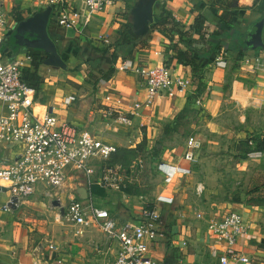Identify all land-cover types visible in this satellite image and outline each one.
Segmentation results:
<instances>
[{"label":"crops","instance_id":"1","mask_svg":"<svg viewBox=\"0 0 264 264\" xmlns=\"http://www.w3.org/2000/svg\"><path fill=\"white\" fill-rule=\"evenodd\" d=\"M63 1L72 8L80 4V0ZM135 1L107 6L93 14L81 30L59 27L51 10L48 28L66 63L62 69L42 62L34 67L25 60L32 50L14 52L6 42L18 23L15 16L25 19L46 7L31 0H3L8 32L0 46L2 60H24L23 77L37 90L35 110L39 114L51 112L117 150L144 135L150 144H158L159 164L190 171L164 182L156 170L163 184L149 199L160 212L157 236L147 253L150 259L159 264H219L227 248L216 242L208 222L235 211L247 235L231 250L248 258L247 264H264V47L245 50L244 44L264 16V0H158L152 24L163 11L169 13L178 29L191 38L190 46L166 30L152 29V24L144 36H136L130 13ZM128 29L135 38L129 34L124 40ZM99 37L107 43L99 42ZM176 43L181 51L194 50V66L177 61L172 49ZM101 51H106L110 64L100 61ZM216 59L224 61V66H216ZM124 64L134 68L165 65L192 84L183 95L161 96L153 106L141 108L130 124L113 122L102 114L107 92L122 98L125 107L142 103L146 96L140 77L120 69ZM103 77L104 86L97 81ZM69 96L74 99L66 104ZM186 121L193 123L187 131L197 130L201 147L207 144L210 149L201 148L194 164L182 157L186 139L194 135L183 138L178 134ZM94 179H100L99 173ZM99 188L104 196L91 194L87 202L107 210L119 224L139 218V196L129 198L116 188ZM79 195L83 199L82 191ZM159 196L172 202L160 203ZM3 199L1 195L0 204ZM118 251L116 240L94 227L66 222L59 207L39 195L16 211H0V264H113Z\"/></svg>","mask_w":264,"mask_h":264},{"label":"built area","instance_id":"2","mask_svg":"<svg viewBox=\"0 0 264 264\" xmlns=\"http://www.w3.org/2000/svg\"><path fill=\"white\" fill-rule=\"evenodd\" d=\"M31 1L35 5L51 7L56 13L59 27L81 30L93 14L124 0H80L75 8L65 6L63 0ZM262 20L264 26V16ZM7 32V17L3 0H0V46ZM99 40L107 43L101 37ZM25 60L31 61L30 55L27 54ZM24 64V60L3 61L0 51V196H4L0 211H16L39 195L51 205L58 202L61 216L66 222L80 227H94L107 238L116 240L119 251L113 264H159L147 256L160 224V212L153 203L139 196L142 202L139 218L119 224L107 210L80 198L79 189H84L87 197H90L94 185L118 189L116 184L121 179L117 168L107 166L117 147L89 131L61 121L51 112H36L37 90L24 79ZM215 64L224 66L225 63L216 59ZM120 69L136 73L146 92L142 103L136 102L129 107H125L122 98L107 92L103 117L121 124H130L141 108L153 106L161 96L171 99L185 94L192 84L189 78L174 75L165 65L134 68L124 64ZM105 81L98 80L102 86ZM73 99L69 96L64 101L68 104ZM201 145L196 136H189L185 142L183 160L191 164L197 162ZM157 170L163 175L164 182H170L178 173H190L188 169L162 163L158 164ZM97 173L100 176L98 181L94 179ZM110 180L114 184H110ZM69 183L75 184L74 188ZM65 195L67 203L63 200ZM157 201L170 204L172 199L159 196ZM207 228L216 242L227 248L219 256V264L249 262L248 258L231 250L238 239L247 235V227L239 213L231 211L222 220H211ZM77 234H82V231L78 230Z\"/></svg>","mask_w":264,"mask_h":264},{"label":"water","instance_id":"3","mask_svg":"<svg viewBox=\"0 0 264 264\" xmlns=\"http://www.w3.org/2000/svg\"><path fill=\"white\" fill-rule=\"evenodd\" d=\"M158 0H136L131 9L132 28L136 36L142 37L148 31L150 24L153 22V8L156 7ZM51 7H46L42 11L36 12L33 15L16 23L12 30V34L6 39L7 45H10L12 51L32 50L43 53L45 56L42 61L43 65L53 68H66V63L59 54L56 44L52 39V34L49 32L51 23ZM263 20L260 19L254 25V31L250 32L244 41L245 50H257L264 47L262 39ZM83 199L87 194L84 189ZM81 191L79 193L81 194ZM53 205L59 207L58 202Z\"/></svg>","mask_w":264,"mask_h":264},{"label":"rangeland","instance_id":"4","mask_svg":"<svg viewBox=\"0 0 264 264\" xmlns=\"http://www.w3.org/2000/svg\"><path fill=\"white\" fill-rule=\"evenodd\" d=\"M189 124L193 125L191 121ZM189 124L186 121L184 126L178 128V134L183 138L191 134H198V131H194V129H192L193 131H187L189 130ZM195 124H197V120H195ZM196 137L199 136L196 135ZM201 144L203 145L202 141ZM201 148L203 150L205 148V152L210 150L207 144ZM202 149H200L199 154L203 151ZM118 151L119 153L107 164L111 168H117V174L121 179V182L116 184L118 185V190L129 198L143 196L151 200L155 190L163 184V180L161 177H158V171H156L159 164L157 159L160 152L158 144H150L148 139L143 135L140 141L126 144V147L123 148L119 147ZM199 154L197 155V159H199ZM111 183L114 184L113 180H110ZM65 203H67V199Z\"/></svg>","mask_w":264,"mask_h":264},{"label":"trees","instance_id":"5","mask_svg":"<svg viewBox=\"0 0 264 264\" xmlns=\"http://www.w3.org/2000/svg\"><path fill=\"white\" fill-rule=\"evenodd\" d=\"M264 9V7H263ZM15 20L17 22H20L23 20V18L21 16H15ZM151 28L154 30H163V31H168L171 33V35H177L179 42H183L186 43V45L190 46V42H191V38L189 37V35L187 33L182 32L181 30L178 29V26L174 23L173 19L171 18V15L167 12H164L162 14H160V16L158 17V19L151 25ZM168 28V29H167ZM127 35H124V40H127V36L130 34V36H133L135 38V35L131 32L130 29H128ZM173 51L175 52V58L177 59V61L181 64H187L190 66H194L195 65V60L192 56V54L194 53L193 49L190 48H186L185 51H181L178 47V44H174L172 46ZM37 51H30L29 55L31 57V63L34 67L37 66L38 63L43 61V57L40 56L39 54L36 53ZM100 61L103 62V64H110L111 63V59L109 56H107L106 51H101L100 52ZM198 75V73H196ZM198 79H200L199 77H197ZM105 80L106 78H100ZM26 80V79H25ZM99 80V79H98ZM97 80V81H98ZM196 85L199 86L198 84V80L194 79ZM32 85V84H31ZM33 87H35L34 85H32ZM190 104V102H188ZM178 120V118L175 119L174 122H176ZM119 153V151L117 150L110 158V160L108 161V163L111 162V160H113V158ZM107 163V164H108ZM91 194L92 195H97V196H104L105 192L100 189L98 186H92L91 187Z\"/></svg>","mask_w":264,"mask_h":264}]
</instances>
